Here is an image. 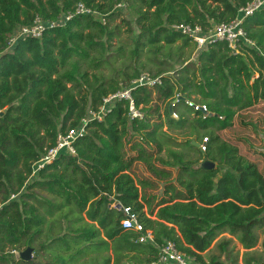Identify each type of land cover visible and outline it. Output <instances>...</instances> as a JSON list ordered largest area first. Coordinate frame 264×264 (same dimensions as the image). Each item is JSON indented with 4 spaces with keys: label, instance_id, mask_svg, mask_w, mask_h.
Returning <instances> with one entry per match:
<instances>
[{
    "label": "trees",
    "instance_id": "trees-1",
    "mask_svg": "<svg viewBox=\"0 0 264 264\" xmlns=\"http://www.w3.org/2000/svg\"><path fill=\"white\" fill-rule=\"evenodd\" d=\"M250 1L0 0V264H156L167 241L196 264H228L222 254L237 264L232 238L205 259L222 232L243 246L244 264H261L252 249L257 230L264 232V173L219 133L264 101V7L243 21L251 44L235 49L216 40L197 50L174 28L208 30L234 20ZM79 3L96 14L62 20ZM124 9L139 28L133 34L122 18L132 33L127 47L115 23ZM36 16L60 23L9 47L10 36ZM118 59L125 70L105 74ZM142 74L162 84L132 89L141 116L131 114L128 100H115L100 119H88L75 153L62 151L35 170L60 134ZM138 163L150 176L137 172ZM126 206L152 241L123 227ZM21 247L35 257L13 259L9 250Z\"/></svg>",
    "mask_w": 264,
    "mask_h": 264
},
{
    "label": "built area",
    "instance_id": "built-area-1",
    "mask_svg": "<svg viewBox=\"0 0 264 264\" xmlns=\"http://www.w3.org/2000/svg\"><path fill=\"white\" fill-rule=\"evenodd\" d=\"M264 7V0H252L247 5L242 6L239 9L240 15L230 22H224L215 25L213 28L204 30L201 26L195 25L192 26L188 23H181L175 25L176 30L181 31L184 34L190 36L196 45L201 48L206 44L211 43L212 41L220 40L227 41L229 46L233 49L236 48L239 42L244 41L248 44H251V40L247 37L246 31L243 28V21L247 16L254 14L257 10ZM89 13L96 14L95 10L87 7L83 3H79L76 6L75 12H70L62 18L65 20L70 19L74 14ZM105 21V20H104ZM60 21H45L40 16H36L34 23L29 26H24L12 34L8 40L9 47H12L19 39L26 37H35L40 38L46 28H52L58 25ZM162 84V78L152 77L148 74H142L140 77L132 81V84L129 87H123L115 93H112L104 98V105L100 108L99 112H90L87 119L83 120V123L77 127L69 130L66 134L59 135L58 143L55 147L51 148L46 155H44L39 162L36 164L35 170H39L46 163H49L54 158H56L60 152L66 151L68 153H75L73 148V143L76 139L85 134V126L89 118H101L103 113L115 100L125 99L129 101V109L133 116H141L139 110L135 108L134 101L132 98V89L136 86H148L155 87ZM187 103L194 108L201 109L207 113V108L204 105H196L192 102L187 101ZM177 117L176 114H174ZM204 142L201 146L202 149H206L207 138L204 139ZM15 195H12L14 198ZM2 204L0 203V207ZM124 218L122 220V225L126 229H133L138 232L144 231L142 223L138 219V214L132 210L131 207H123ZM153 240V235L151 231L143 233L139 240L140 242H149ZM12 254H15L17 257H20V251L13 249L10 251ZM156 264H196L195 259L186 256L180 252L175 244L171 241H167L161 248L159 253V259Z\"/></svg>",
    "mask_w": 264,
    "mask_h": 264
},
{
    "label": "rangeland",
    "instance_id": "rangeland-1",
    "mask_svg": "<svg viewBox=\"0 0 264 264\" xmlns=\"http://www.w3.org/2000/svg\"><path fill=\"white\" fill-rule=\"evenodd\" d=\"M122 17H119L115 20V23H121L123 25V32L121 34V40L125 42V46L127 47V43H131V34L127 33L128 25L125 21H122V18L130 21L133 34H138L139 28L135 22V16L127 10H123ZM120 41L115 39L114 44H118ZM198 47V46H197ZM202 48V47H201ZM201 48L198 47L197 50ZM196 50V51H197ZM196 53V52H195ZM194 53V58H195ZM128 62V61H127ZM130 64L133 66L135 63L130 61ZM124 63L122 59L113 60L112 65H108L107 67H103V72L110 77L118 76L119 70L123 71ZM121 78V77H119ZM122 83V82H120ZM166 104H162V108H165ZM220 136L223 140L230 142L231 144L238 147L240 154L244 155L248 160L257 164L259 170L264 173V101H259L256 105L251 108L239 111L233 122V126L221 131ZM137 172L142 176H150L146 167L142 163H138L136 166ZM46 194V192H41ZM258 233V242L256 246L252 249L258 252L257 261L261 264H264V232L262 229L257 230ZM224 238H232L233 242L230 245V248L234 246L236 250L240 251L239 258L237 260V264H244L242 261V255L245 249L238 242V240L232 236L229 232L220 233L215 241L212 243L211 247L208 249L207 253H205V259H208L209 255L219 256L218 244ZM20 252L26 248H16ZM13 250V249H11ZM9 250V252L11 251ZM11 257L13 259H18L15 254L11 253ZM35 257V251H33V258ZM221 260L231 263V260L228 258L226 254H222L219 256ZM32 258V259H33Z\"/></svg>",
    "mask_w": 264,
    "mask_h": 264
},
{
    "label": "water",
    "instance_id": "water-1",
    "mask_svg": "<svg viewBox=\"0 0 264 264\" xmlns=\"http://www.w3.org/2000/svg\"><path fill=\"white\" fill-rule=\"evenodd\" d=\"M6 111H7V108L4 109V112H6ZM2 113L3 112H0V114H2ZM193 143L198 146V143H196L195 141H193ZM203 167H205V168L214 167V163H212L210 161H205L203 163ZM20 258L25 260V261L32 260V258H33V249L31 247H28V248L24 249L23 251H21L20 252Z\"/></svg>",
    "mask_w": 264,
    "mask_h": 264
}]
</instances>
